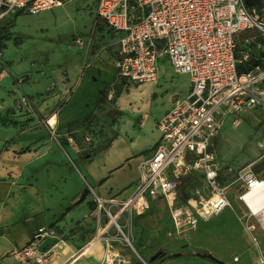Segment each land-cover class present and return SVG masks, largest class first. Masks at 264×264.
I'll use <instances>...</instances> for the list:
<instances>
[{"label": "rangeland", "instance_id": "1", "mask_svg": "<svg viewBox=\"0 0 264 264\" xmlns=\"http://www.w3.org/2000/svg\"><path fill=\"white\" fill-rule=\"evenodd\" d=\"M0 24L1 36L10 37L8 40H0V61L4 59L8 66L20 70L50 67L56 69L62 75L57 77L58 87L64 82L63 77L67 75L69 68L77 67L84 72L88 69H100V76L106 73L109 77L105 103L96 106L91 100L90 103L88 101L85 104H76L79 107L77 115L67 123H58L56 133L53 131L52 135L57 145L54 153L58 162L55 163L56 166H49L48 170H40V188L48 186L46 182L52 184L47 191L41 189L42 196L74 194L79 190L80 179L88 181V176L82 169L84 162L88 161L84 157L98 154L94 160L100 158L107 152L102 153L104 148L116 136V123L119 122L117 120L115 123L109 112H115L116 102L122 94L133 95L140 87L126 83L117 76V64L121 58V36L97 17V0H74L63 7L36 15L11 14ZM245 53H251L248 66L256 67L259 64L264 68L263 39H253L246 43L240 38L238 56L241 58ZM159 71L161 75L157 87H163L162 91L154 92L152 97H146L143 102L146 106H143L141 116L149 120L150 125L140 128V116L131 118L129 113L122 116V123L127 125L126 144L138 157L132 164V177L135 176V180L140 177L139 170L135 171L136 168L150 154L160 138L156 121H159L161 99L167 94L182 97L190 87L189 76L177 74L168 59L159 61ZM103 88L104 84L100 89ZM74 99V93L70 91L63 99H58L57 103H48L41 112L37 107L33 108L37 115L40 114L41 127L47 124L48 116H59L70 109L76 103ZM39 103L44 104L42 100ZM139 133L142 137L137 139L136 135ZM36 139L41 140V144L44 142V136ZM262 143L264 123L260 114L244 117L239 125H232L230 119H226L220 136L214 140L210 149L221 169V186L227 189L231 206L218 216L201 222L195 231L180 234L175 229L170 209L163 200L151 201L149 208L144 210L124 209L126 200L111 203L110 198L105 200L96 197L90 203V208L101 218V223L97 226V237L100 238L99 234L105 228L108 229L107 226L111 223L110 214L115 217L122 213L117 221L120 228L112 225L100 239L109 238L113 245L119 247L120 256L125 257L131 264H148V260L160 250L164 253L203 251L226 264H260L264 258V227L238 200L241 185L236 176L239 170L251 163H256V173H264ZM64 165L72 175V185L69 181V184L61 181L60 177L64 173L68 174L67 169L61 168ZM130 172L131 169H127L126 174ZM137 184L138 182L121 188L113 196H130ZM94 189L91 185L86 186L77 196H99ZM200 195H206L205 180L201 173L193 172L181 184L179 200L185 202L188 198H200ZM99 200L103 203L101 208ZM52 201L54 211L59 210L65 203L62 198ZM148 213L147 217L136 219L139 215ZM160 264L217 263L194 256L171 259Z\"/></svg>", "mask_w": 264, "mask_h": 264}, {"label": "built area", "instance_id": "2", "mask_svg": "<svg viewBox=\"0 0 264 264\" xmlns=\"http://www.w3.org/2000/svg\"><path fill=\"white\" fill-rule=\"evenodd\" d=\"M72 1L0 0V21L11 14L36 15ZM97 17L121 36L117 76L126 83H157L159 61L165 58L177 74L190 78L188 92L176 98L157 122L160 138L141 161L138 184L124 207L145 210L151 201L163 200L175 229L189 234L231 206L210 149L226 119L239 125L244 117L260 114L264 123V68L258 64L242 72L238 69L251 58V53L238 56L239 39L246 43L264 40V13L245 6L243 0H97ZM261 147L264 158V143ZM255 165L239 170L236 180L241 185L238 200L258 219L262 209L245 199L264 181V173H256ZM193 172L203 175L206 195L181 202V184ZM116 202L111 199V203ZM99 204L101 208V200ZM110 216L120 228L117 221L122 213ZM56 235L54 227L40 228L34 239ZM104 240L106 247L112 246L109 238ZM22 252L29 264H45L50 253L40 251L34 243ZM101 264L131 263L117 256Z\"/></svg>", "mask_w": 264, "mask_h": 264}, {"label": "crops", "instance_id": "3", "mask_svg": "<svg viewBox=\"0 0 264 264\" xmlns=\"http://www.w3.org/2000/svg\"><path fill=\"white\" fill-rule=\"evenodd\" d=\"M0 63V264H29L22 250L30 243L36 244L40 251H50L45 264H101L108 257L120 256L118 246L106 247L105 241L97 237L101 218L91 210L90 203L96 197L116 201L130 198L131 195L113 196L139 180L132 177V164L138 157L126 144L127 125L122 123V116L124 113H129L131 118L140 116L139 127L149 126V120L141 116L146 106L143 102L163 87H157L158 81L154 85H141L133 95L122 94L116 102V110L121 112L116 136L108 151L96 160L85 161L82 167L88 181L78 179L79 190L74 194L42 196L41 189L47 191L52 184L46 182L48 186L40 188V170H48L58 162L53 131L56 133L58 123H67L77 115L79 107L76 104L95 102L98 90L109 77L106 73L100 76V69L84 72L77 67L69 68L58 87L57 77L62 75L56 69L20 70L6 65L4 59ZM70 91L76 103L59 116H48L47 124L41 127L40 114L37 115L33 108L41 112L48 103H57ZM178 97L167 94L161 99L159 120ZM41 100L43 105L39 103ZM53 118L55 125L51 124ZM40 136H44L42 144L36 139ZM141 137L140 133L136 135L137 139ZM61 168L68 170L66 165ZM127 169H131L129 174H126ZM67 173L60 177L61 181L65 184L69 181L72 185V175L69 170ZM89 185L99 196H77ZM114 187L117 189L113 190ZM57 198L65 203L54 211L51 202ZM48 227H54L57 235L34 239L40 228Z\"/></svg>", "mask_w": 264, "mask_h": 264}, {"label": "trees", "instance_id": "4", "mask_svg": "<svg viewBox=\"0 0 264 264\" xmlns=\"http://www.w3.org/2000/svg\"><path fill=\"white\" fill-rule=\"evenodd\" d=\"M4 39L8 40V39H10V37L4 38L0 34V40H4ZM250 59L246 63L241 64L239 66V68H238L239 72H242V71H244L250 67V66H248ZM107 87H108V84L104 83V88L100 89L98 91V93L96 95V101H95L96 106H99V105L106 102V100H107L106 88ZM109 113L112 114V120L116 123L117 119L121 115V112L118 110H115V112L110 111ZM109 147H110V144L108 146H106V148H104L102 153H105L106 151H108ZM97 156H98V154L97 155L96 154L95 155H87L86 157H84V159L88 160V161H93ZM148 215H149V213L148 214H141L137 218L143 219V218L147 217ZM205 254H208V253L203 252V251L192 253L189 250H182L180 252H172V253H164L163 250H160L148 260V264H160V262H163V261H167V260H171V259H178V258H183V257H194V256L202 257ZM205 259H207V258H205ZM207 260L211 261L210 259H207Z\"/></svg>", "mask_w": 264, "mask_h": 264}, {"label": "bare ground", "instance_id": "5", "mask_svg": "<svg viewBox=\"0 0 264 264\" xmlns=\"http://www.w3.org/2000/svg\"><path fill=\"white\" fill-rule=\"evenodd\" d=\"M51 124H56L55 118L51 120ZM245 199L251 206L262 209L258 219L264 227V181L260 184V187H257L255 190H252L247 193Z\"/></svg>", "mask_w": 264, "mask_h": 264}, {"label": "water", "instance_id": "6", "mask_svg": "<svg viewBox=\"0 0 264 264\" xmlns=\"http://www.w3.org/2000/svg\"><path fill=\"white\" fill-rule=\"evenodd\" d=\"M243 1H244L245 6L251 7V8H256L259 12L264 13V0H243ZM114 224H116V218H113L111 220L110 225L107 227L110 228ZM202 257L210 259L211 261H213L217 264H226V263L218 260L217 258H215L214 256H212L210 254H205ZM144 263H146V262H144Z\"/></svg>", "mask_w": 264, "mask_h": 264}]
</instances>
